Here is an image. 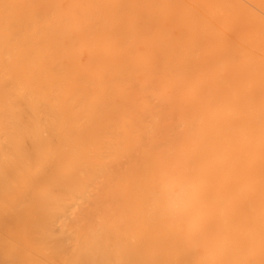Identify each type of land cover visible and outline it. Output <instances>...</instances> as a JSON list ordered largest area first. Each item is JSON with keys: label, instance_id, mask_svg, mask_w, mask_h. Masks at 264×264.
Wrapping results in <instances>:
<instances>
[{"label": "bare ground", "instance_id": "6f19581e", "mask_svg": "<svg viewBox=\"0 0 264 264\" xmlns=\"http://www.w3.org/2000/svg\"><path fill=\"white\" fill-rule=\"evenodd\" d=\"M0 264H264V0H0Z\"/></svg>", "mask_w": 264, "mask_h": 264}, {"label": "rangeland", "instance_id": "374dc122", "mask_svg": "<svg viewBox=\"0 0 264 264\" xmlns=\"http://www.w3.org/2000/svg\"><path fill=\"white\" fill-rule=\"evenodd\" d=\"M153 104H154V103H153ZM156 104H158V103H156ZM165 105H166V104H165ZM159 106H161V104H159ZM167 106H168V105H166L165 107H163V106H161V107H163V108H164L163 110H165V108H167ZM157 108H159V107H157ZM159 109H160V108H159ZM161 112L164 113V112H167V111H161ZM167 113H168V112H167ZM169 115L171 116V114H169ZM170 116H168V114H166V119H165V120H167L166 122H168V119L171 118ZM150 117H151V116L146 117V120L151 119ZM167 117H170V118H167ZM165 120H164L163 124L166 123ZM149 121H151V120H149ZM170 121H172V119H170ZM146 124L150 126L152 123H149V122L147 123V121H146ZM171 125H172V124L170 123V126H171ZM174 125H175V123H174ZM167 126H169V125H167ZM151 128H152V127L150 126L149 129H151ZM167 130L169 131L170 128L166 127V131H167ZM160 134H161V132H160Z\"/></svg>", "mask_w": 264, "mask_h": 264}]
</instances>
